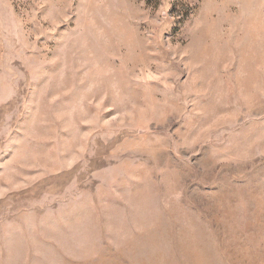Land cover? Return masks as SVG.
<instances>
[{
  "label": "rangeland",
  "instance_id": "1",
  "mask_svg": "<svg viewBox=\"0 0 264 264\" xmlns=\"http://www.w3.org/2000/svg\"><path fill=\"white\" fill-rule=\"evenodd\" d=\"M0 264H264V0H0Z\"/></svg>",
  "mask_w": 264,
  "mask_h": 264
}]
</instances>
